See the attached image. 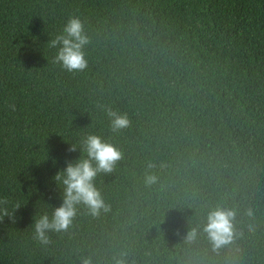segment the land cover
<instances>
[{
	"label": "trees",
	"instance_id": "trees-1",
	"mask_svg": "<svg viewBox=\"0 0 264 264\" xmlns=\"http://www.w3.org/2000/svg\"><path fill=\"white\" fill-rule=\"evenodd\" d=\"M73 15L90 38L77 72L48 47ZM109 108L129 126L113 132ZM89 134L123 153L95 179L109 210L78 205L42 245L35 219L63 203L54 176ZM0 195L20 204L0 264H264V0H0ZM217 206L238 235L214 252Z\"/></svg>",
	"mask_w": 264,
	"mask_h": 264
},
{
	"label": "clouds",
	"instance_id": "clouds-1",
	"mask_svg": "<svg viewBox=\"0 0 264 264\" xmlns=\"http://www.w3.org/2000/svg\"><path fill=\"white\" fill-rule=\"evenodd\" d=\"M89 43L90 38L85 31L83 20L73 15L65 24L63 32L48 41V47L57 49L54 63L60 64L69 72H77L83 71L88 66L84 48ZM107 115L113 132H118L130 124L126 113L109 108ZM77 148L83 155L74 161H67V166L54 176L57 184L63 189V203L53 209L51 216L44 213L35 219L33 238L42 245H48L51 242L49 232H61L70 228L77 215L78 205H85L93 216L109 210L100 189L95 185V179L100 173H112L117 163L123 158V153L117 146L96 134L87 135L79 145L72 144L69 151H75ZM152 167L154 165L149 163L148 168ZM156 181L157 177L154 174L145 175L147 184H153ZM8 203V197L0 195V213H2L0 219L8 216L15 223V210L20 207V204L17 203L13 211L9 212L6 207ZM237 215V209L223 206H217L208 212L202 232L207 235L214 252L232 244L237 237ZM246 215L253 217V210L247 209ZM199 231V226L190 228L184 241L194 242L198 238ZM125 256L126 253H121V258L116 260V264H126ZM82 264H92L91 258H83Z\"/></svg>",
	"mask_w": 264,
	"mask_h": 264
}]
</instances>
